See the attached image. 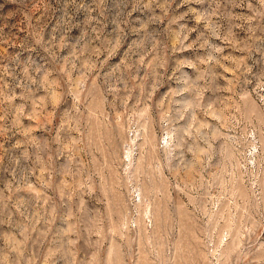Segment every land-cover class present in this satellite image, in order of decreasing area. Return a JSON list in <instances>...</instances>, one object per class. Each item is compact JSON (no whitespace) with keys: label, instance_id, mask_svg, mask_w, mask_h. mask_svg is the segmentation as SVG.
I'll return each instance as SVG.
<instances>
[{"label":"rangeland","instance_id":"1","mask_svg":"<svg viewBox=\"0 0 264 264\" xmlns=\"http://www.w3.org/2000/svg\"><path fill=\"white\" fill-rule=\"evenodd\" d=\"M0 264H264V0H0Z\"/></svg>","mask_w":264,"mask_h":264}]
</instances>
